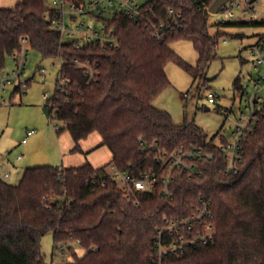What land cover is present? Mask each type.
Wrapping results in <instances>:
<instances>
[{
  "label": "trees",
  "instance_id": "16d2710c",
  "mask_svg": "<svg viewBox=\"0 0 264 264\" xmlns=\"http://www.w3.org/2000/svg\"><path fill=\"white\" fill-rule=\"evenodd\" d=\"M201 1L155 0L159 20L169 19L168 8L183 19L181 29L161 40L125 17H116L118 47L104 50L74 48L62 41L44 21L46 0H21L0 9L2 66L19 49L21 37L42 59L77 57L96 64L91 83L72 64L62 66L60 73L69 84L65 93L54 97L52 118L65 124L72 151H79L80 142L96 133L100 146L111 153L110 162L96 169L89 164L26 168L15 186L0 178V264H47L40 250L47 233H52L55 245L69 247L73 262L66 264H152L163 219L189 216L198 197L210 203L214 241L167 256L164 264H264V118L246 136L236 174L227 172L224 154L213 151L212 159L197 163L199 175L174 173L170 196L163 194L159 180L135 206L122 197L108 173L112 168L138 177L159 170L158 153L207 145V136L194 123L176 125L168 113L153 107L154 99L170 85L167 63L177 64L197 80L205 77L216 58L218 40L225 34H209V13L198 9ZM212 1L204 0L207 7ZM219 26L264 27V22L230 21ZM178 40L192 43L198 56L195 66L171 49ZM234 83L237 88L239 80ZM70 242L84 251L81 257Z\"/></svg>",
  "mask_w": 264,
  "mask_h": 264
},
{
  "label": "built area",
  "instance_id": "2783aa9c",
  "mask_svg": "<svg viewBox=\"0 0 264 264\" xmlns=\"http://www.w3.org/2000/svg\"><path fill=\"white\" fill-rule=\"evenodd\" d=\"M255 6L256 0H229L219 11L224 15L220 24L237 21L234 17L235 10L247 14V21H253ZM45 8L44 21L48 28L57 31L61 40L66 39L74 48L116 49L118 41L114 19L118 16H123L139 27L149 30L154 40L163 39L167 33L181 29L183 25L182 15L169 8L166 10L169 19L159 20L155 15V0H46ZM208 8L204 0L198 7L199 10L207 11ZM261 21L264 22V19ZM18 44L19 49L10 56L13 68L5 71V65L0 64V106L6 104L5 94L8 90L21 91L27 86L28 80H23L22 75L26 71L31 51L30 44L26 37H21ZM249 53L255 77H250L247 85L239 83L237 88L234 87L239 103V118L231 129L230 140L224 135H218L216 142L207 141L204 148L171 154L158 153L156 161L159 170L138 177L115 171L116 187L125 200L138 206L140 195L150 192L159 180L163 186V194L170 196L174 173H184L188 178L199 175L197 163L212 159L213 151L224 154L228 173H237L242 162L243 142L246 136L256 130L260 119L264 118V36H260L257 42L249 47ZM65 64L75 66L83 73L88 83H91L96 75L94 68L96 64L89 60L77 57L66 60L59 57L54 93L52 96L49 93L43 95L46 100L44 107L49 109V117H53L54 114V97L59 93H65V88L69 84V80L60 73ZM40 72L43 73L44 70L40 69ZM183 97L186 98V95ZM215 100L214 95H207L208 104H214ZM228 117L226 116V120ZM33 134V131H27L21 143L26 144ZM7 177L4 175V178ZM210 220V203L202 197L197 198V206L189 216L163 219V227L156 231L151 263L164 264L163 260L167 256H180L199 244L212 243L216 230ZM55 247L62 256L69 251L65 243L57 244Z\"/></svg>",
  "mask_w": 264,
  "mask_h": 264
},
{
  "label": "rangeland",
  "instance_id": "374dc122",
  "mask_svg": "<svg viewBox=\"0 0 264 264\" xmlns=\"http://www.w3.org/2000/svg\"><path fill=\"white\" fill-rule=\"evenodd\" d=\"M254 12V21L260 22L264 19V0H256ZM234 17L241 22L248 20V15L242 14L240 10L234 11ZM223 19L224 15L220 12L208 16L209 34L214 35L218 31L225 35L218 40L216 58L205 70V77L193 80L183 68L169 62L165 66V73L170 85L153 101V107L168 113L174 124L192 122L207 136V141L215 142L218 135H224L230 140L231 129L239 118V103L234 91V82L239 80L240 84L247 85L248 79L255 77L249 47L254 45L260 36H264L262 27L219 26ZM62 41L66 42V39ZM170 47L187 64L196 65L198 56L191 42L178 40L171 43ZM58 65L59 58L42 59L39 54L30 51L22 79L32 80L25 89L13 95L12 90H8L5 94L6 104L0 106V178L9 185H17L26 168L61 164L57 137L61 134L69 138L70 136L64 123L53 119L52 116L46 117L43 113L46 103L43 95H53ZM12 68V58L6 57L4 70ZM40 69L44 72L41 73ZM208 94L216 97L214 104H208ZM226 116H229L228 120ZM27 131H33L34 134L28 138L26 144H22ZM94 137L100 139L98 134L93 133L88 141H92ZM105 149L104 151L109 152L108 148ZM67 155L86 156L80 151V146L79 151H72ZM105 158L102 157L104 162H107L108 154ZM108 173L113 179L116 178L112 168H108ZM4 175L8 177L3 178ZM55 246L52 233H47L40 240V250L47 264L73 262L69 251L62 256ZM69 246L74 248L77 257L84 254L74 242H70Z\"/></svg>",
  "mask_w": 264,
  "mask_h": 264
},
{
  "label": "crops",
  "instance_id": "0c3cea01",
  "mask_svg": "<svg viewBox=\"0 0 264 264\" xmlns=\"http://www.w3.org/2000/svg\"><path fill=\"white\" fill-rule=\"evenodd\" d=\"M21 0H0V9H7L14 7ZM69 134V133H68ZM70 136V135H69ZM58 143L60 145L59 150L61 154V164L57 167L62 168H71V167H80L85 164L91 165L93 168H100L108 164L111 160V153L106 150L104 146L101 145V139L94 137L92 141H88L89 137L86 140L80 142V151L85 154V157H80L77 155H67L71 154L74 143L71 137H67L64 134L58 135ZM62 142V143H61ZM90 142V143H88ZM83 144V145H82ZM103 150V151H102ZM103 152V153H102ZM108 152V153H106ZM105 154V155H104ZM108 154L109 158L107 162H104L106 159L105 156ZM103 155V156H102ZM103 157V159H102ZM4 178V177H3Z\"/></svg>",
  "mask_w": 264,
  "mask_h": 264
},
{
  "label": "water",
  "instance_id": "95a60500",
  "mask_svg": "<svg viewBox=\"0 0 264 264\" xmlns=\"http://www.w3.org/2000/svg\"><path fill=\"white\" fill-rule=\"evenodd\" d=\"M229 0H213L212 3L210 4L208 8V13L209 14H216L218 13L221 8L228 2ZM207 111L208 108H205ZM43 113L45 114L46 117H49V109L44 107Z\"/></svg>",
  "mask_w": 264,
  "mask_h": 264
}]
</instances>
